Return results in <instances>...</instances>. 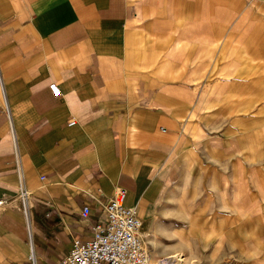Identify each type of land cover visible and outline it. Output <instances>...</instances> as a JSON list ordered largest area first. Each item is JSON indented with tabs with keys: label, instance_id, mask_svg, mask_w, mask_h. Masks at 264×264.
Returning <instances> with one entry per match:
<instances>
[{
	"label": "crops",
	"instance_id": "obj_1",
	"mask_svg": "<svg viewBox=\"0 0 264 264\" xmlns=\"http://www.w3.org/2000/svg\"><path fill=\"white\" fill-rule=\"evenodd\" d=\"M120 187L145 242L263 232L264 0H0V264H59Z\"/></svg>",
	"mask_w": 264,
	"mask_h": 264
},
{
	"label": "rangeland",
	"instance_id": "obj_2",
	"mask_svg": "<svg viewBox=\"0 0 264 264\" xmlns=\"http://www.w3.org/2000/svg\"><path fill=\"white\" fill-rule=\"evenodd\" d=\"M173 201L175 202L169 204H188L181 198ZM171 215L156 214L155 218L148 222V228L151 230L150 241L145 242L142 238L155 264H264V224L261 229L263 232L259 230L254 233L251 223L247 222L239 230L241 236L246 237H239L233 242L228 231L221 230L219 224L222 222V216L216 219V230L212 228L213 231L211 229L203 234L201 230L197 231L201 226L180 224L181 221L171 219ZM257 220H252L253 225L260 227ZM180 252L184 254L183 258H186L182 263L174 256Z\"/></svg>",
	"mask_w": 264,
	"mask_h": 264
},
{
	"label": "built area",
	"instance_id": "obj_3",
	"mask_svg": "<svg viewBox=\"0 0 264 264\" xmlns=\"http://www.w3.org/2000/svg\"><path fill=\"white\" fill-rule=\"evenodd\" d=\"M59 93L57 87H53ZM76 121L72 119L69 124ZM18 159V163H19ZM21 178L20 199L27 207L29 191L24 186V175L19 165ZM126 189L117 188L114 195L104 204L105 221L94 227L89 240L74 239L69 254L59 264H146L148 252L141 237L143 221L134 207L125 204ZM4 201L0 200V205ZM90 207H83L82 215L87 217Z\"/></svg>",
	"mask_w": 264,
	"mask_h": 264
},
{
	"label": "bare ground",
	"instance_id": "obj_4",
	"mask_svg": "<svg viewBox=\"0 0 264 264\" xmlns=\"http://www.w3.org/2000/svg\"><path fill=\"white\" fill-rule=\"evenodd\" d=\"M20 197V196H19ZM146 247V246H145ZM183 257V256H182ZM146 264H149V254H148V260H147V263Z\"/></svg>",
	"mask_w": 264,
	"mask_h": 264
}]
</instances>
